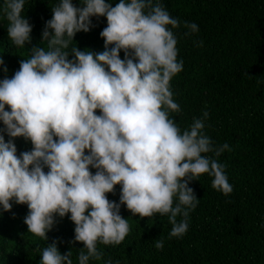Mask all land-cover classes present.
Instances as JSON below:
<instances>
[{
  "label": "clouds",
  "instance_id": "clouds-1",
  "mask_svg": "<svg viewBox=\"0 0 264 264\" xmlns=\"http://www.w3.org/2000/svg\"><path fill=\"white\" fill-rule=\"evenodd\" d=\"M26 3L0 6L17 49L32 43ZM51 9L41 46L0 80V206L27 205L28 234L46 242L56 217L70 214L73 243L84 245L75 264H113L100 246H118L130 234L122 206L141 218L167 216L168 239L182 238L200 203L192 181L207 175L217 192H233L219 159L231 148L207 134L209 112L183 128L172 115L183 111L172 81L184 70L174 30L183 26L192 37L198 25L173 17L161 0H59ZM92 17L107 19L101 52L74 45L77 33L94 27ZM0 68L7 73L2 58ZM21 137L33 147L18 155ZM117 186L119 203L108 198ZM59 243L37 247L39 264H74L73 250L61 254ZM164 246L163 237L155 240L158 251Z\"/></svg>",
  "mask_w": 264,
  "mask_h": 264
},
{
  "label": "trees",
  "instance_id": "trees-1",
  "mask_svg": "<svg viewBox=\"0 0 264 264\" xmlns=\"http://www.w3.org/2000/svg\"><path fill=\"white\" fill-rule=\"evenodd\" d=\"M59 0H27L24 15L33 26L32 43L17 49L8 38V22L0 10V80L11 78L28 58L34 46H41L42 30L52 18L51 7ZM115 6L119 0H106ZM80 6V0H73ZM173 17L194 22L199 32L186 37L187 29L174 30L178 37V59L184 70L172 81L174 99L182 113H173L186 127L193 116L207 110L206 132L218 144L228 143L219 159L226 165L233 192L229 196L211 187V177L203 175L190 187L200 203L190 213L189 230L182 238L168 239L171 225L167 216H133L126 206L121 216L128 219L130 234L118 246H100L105 259L113 264H264V0H161ZM3 0H0V6ZM94 27L77 33L81 51L104 50L100 33L106 17H92ZM194 41H203L197 47ZM121 59L124 53L121 51ZM7 111L10 109L6 108ZM99 114V112L97 113ZM4 128L0 122V129ZM10 139L5 133L6 142ZM18 155L32 149L24 138H16ZM47 172V169H45ZM95 173V169H91ZM120 186L108 194L119 203ZM27 205L13 203L11 211L0 206V264H39L40 253L53 240H59L61 254L84 247L73 243L75 225L69 216L56 217L48 241L28 234L24 218ZM164 238L163 251L154 247ZM90 264L99 262L90 261Z\"/></svg>",
  "mask_w": 264,
  "mask_h": 264
}]
</instances>
